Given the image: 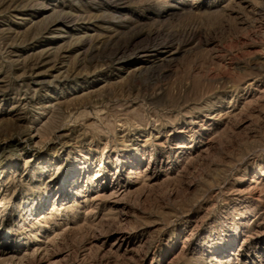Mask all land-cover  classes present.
Here are the masks:
<instances>
[{"label":"rangeland","instance_id":"rangeland-1","mask_svg":"<svg viewBox=\"0 0 264 264\" xmlns=\"http://www.w3.org/2000/svg\"><path fill=\"white\" fill-rule=\"evenodd\" d=\"M0 264H264V0H0Z\"/></svg>","mask_w":264,"mask_h":264},{"label":"bare ground","instance_id":"bare-ground-1","mask_svg":"<svg viewBox=\"0 0 264 264\" xmlns=\"http://www.w3.org/2000/svg\"><path fill=\"white\" fill-rule=\"evenodd\" d=\"M66 17H64V19H65ZM68 19H69V17H68ZM73 19V18H72ZM71 21V20H70ZM68 22V21H67ZM72 22V21H71ZM75 22V21H74ZM64 25V24H63ZM73 25V24H72ZM42 64V63H41ZM42 66V65H41ZM35 75V74H34ZM49 75V74H48ZM74 177H76V175L75 176H70V177H68V178H66L65 180H64V186H66V185H69L71 182H72V179L74 178ZM79 177V176H78Z\"/></svg>","mask_w":264,"mask_h":264}]
</instances>
